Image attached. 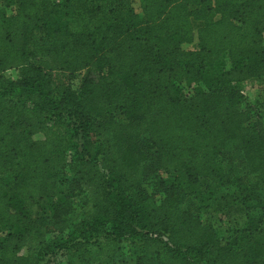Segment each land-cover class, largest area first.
I'll use <instances>...</instances> for the list:
<instances>
[{"label":"trees","instance_id":"obj_1","mask_svg":"<svg viewBox=\"0 0 264 264\" xmlns=\"http://www.w3.org/2000/svg\"><path fill=\"white\" fill-rule=\"evenodd\" d=\"M253 78L264 0H0V264H120L124 243L135 264H264V124L240 85ZM230 142L261 197L219 165ZM65 168L86 203L50 221ZM218 188L214 208L246 218L225 237L178 199L207 207Z\"/></svg>","mask_w":264,"mask_h":264},{"label":"rangeland","instance_id":"obj_2","mask_svg":"<svg viewBox=\"0 0 264 264\" xmlns=\"http://www.w3.org/2000/svg\"><path fill=\"white\" fill-rule=\"evenodd\" d=\"M132 5L137 8V0H131ZM186 49H192L193 45H186ZM17 71L14 69L7 70L5 75L15 78ZM83 72L76 73L70 77L69 83L72 89L77 90L83 76ZM241 89L244 95V102L242 108L249 110L254 119H259L264 124V78H253L242 82ZM113 115L117 119H124V116L119 114L118 111H113ZM42 135L37 133L34 138L39 139ZM219 165L224 171H227L236 178L239 183H244L249 186L254 194L261 197L262 190L257 184V180L253 174L248 170L244 161L243 152L233 143H227L219 156L217 157ZM146 191L153 195L156 202H159L163 196L159 190L155 179H148L144 184ZM228 191H239L238 186H231ZM226 189L218 188L215 190L214 197L209 200L207 207H202L198 201L192 196L178 197L180 205L188 212L195 213L201 217L203 221L210 222L220 237L229 235L234 229L240 228L245 222V216H227L214 208V203L217 198ZM46 201V200H45ZM50 201V200H49ZM51 201L61 204L60 208L53 212L46 211L44 215L49 217L50 221L57 220H76L80 218L81 211L85 206L86 199L81 187L75 183L72 173L69 168H65L59 172L58 187ZM32 217L35 218L37 213L36 208L32 209ZM123 250L119 255L120 264H135L136 262V248L128 243H124ZM26 249L23 248L21 253H25ZM61 264H64V257L59 256Z\"/></svg>","mask_w":264,"mask_h":264}]
</instances>
